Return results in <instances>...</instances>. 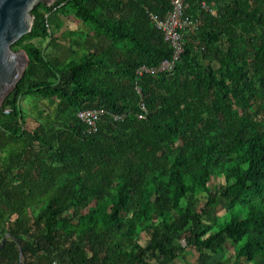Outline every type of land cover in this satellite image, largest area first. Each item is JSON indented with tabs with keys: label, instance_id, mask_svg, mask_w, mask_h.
<instances>
[{
	"label": "trees",
	"instance_id": "obj_1",
	"mask_svg": "<svg viewBox=\"0 0 264 264\" xmlns=\"http://www.w3.org/2000/svg\"><path fill=\"white\" fill-rule=\"evenodd\" d=\"M210 3L186 0L198 29L172 70L142 74L172 57L150 17L172 0L34 7L13 45L29 64L0 107V264H175L187 251L264 264V0ZM58 14L88 29L65 57L45 51ZM88 109L104 111L96 131Z\"/></svg>",
	"mask_w": 264,
	"mask_h": 264
},
{
	"label": "water",
	"instance_id": "obj_2",
	"mask_svg": "<svg viewBox=\"0 0 264 264\" xmlns=\"http://www.w3.org/2000/svg\"><path fill=\"white\" fill-rule=\"evenodd\" d=\"M56 0H0V107L15 89L29 64L24 49H14L13 45L32 30L37 4L52 5ZM7 234L0 243H5ZM18 241V240H17ZM19 244L20 257L22 248ZM22 262V261H21Z\"/></svg>",
	"mask_w": 264,
	"mask_h": 264
},
{
	"label": "built area",
	"instance_id": "obj_3",
	"mask_svg": "<svg viewBox=\"0 0 264 264\" xmlns=\"http://www.w3.org/2000/svg\"><path fill=\"white\" fill-rule=\"evenodd\" d=\"M211 0H202V7L208 11L215 10V4L210 3ZM186 0H172V9L165 18L159 17L157 14L151 13L150 17L154 25L160 29L165 39L170 42L173 47L171 59H166L157 68H149L142 66L137 70L138 74L144 71L158 72L170 71L174 68L176 61L184 52V37L183 34L188 31H196L198 29L199 19L186 13ZM6 112L9 110L6 109ZM104 113L101 109H88L79 112L81 119L87 124L89 132L97 130V122L100 116ZM139 117H144L139 114Z\"/></svg>",
	"mask_w": 264,
	"mask_h": 264
},
{
	"label": "crops",
	"instance_id": "obj_4",
	"mask_svg": "<svg viewBox=\"0 0 264 264\" xmlns=\"http://www.w3.org/2000/svg\"><path fill=\"white\" fill-rule=\"evenodd\" d=\"M59 19L62 21V25L54 30V36L56 38L54 45H49L48 40L45 43V51L52 56H62L65 57L66 53L64 52V48H73L72 42L74 40L83 42L88 29L84 27L83 25L78 23V19H76L74 16H63L62 14H58ZM77 24L76 27L70 26V23ZM57 24V23H56ZM55 23L52 24V27L54 28ZM73 40V41H72ZM72 55L67 54V57H71ZM40 98L36 96H27L24 97L21 100L22 107L27 115L29 116H37L38 111L40 110L41 103L39 102ZM37 105V106H36ZM4 161H0V170L2 169V163Z\"/></svg>",
	"mask_w": 264,
	"mask_h": 264
},
{
	"label": "rangeland",
	"instance_id": "obj_5",
	"mask_svg": "<svg viewBox=\"0 0 264 264\" xmlns=\"http://www.w3.org/2000/svg\"><path fill=\"white\" fill-rule=\"evenodd\" d=\"M77 19V18H76ZM78 21V23L79 24H81V25H83V23L78 19L77 20ZM70 26H72V27H76L77 26V24H74V23H70ZM84 26V25H83ZM85 27V26H84ZM214 183H216V181L214 182ZM221 202L222 203H224V201L223 200H221ZM223 205L222 204H220V208L218 209L219 210V213H223V207H222ZM227 248H229V244H227L226 245V249ZM175 264H197V262L194 260V254H193V252L191 251V252H186L185 253V255L183 256V257H181L180 258V260H178V262L177 263H175Z\"/></svg>",
	"mask_w": 264,
	"mask_h": 264
}]
</instances>
